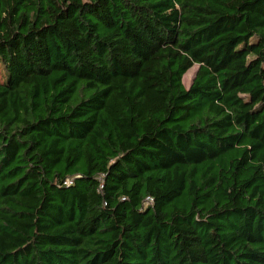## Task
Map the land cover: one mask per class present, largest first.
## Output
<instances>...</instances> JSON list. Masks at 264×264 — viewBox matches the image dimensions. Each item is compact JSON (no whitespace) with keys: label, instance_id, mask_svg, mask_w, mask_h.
Returning <instances> with one entry per match:
<instances>
[{"label":"trees","instance_id":"1","mask_svg":"<svg viewBox=\"0 0 264 264\" xmlns=\"http://www.w3.org/2000/svg\"><path fill=\"white\" fill-rule=\"evenodd\" d=\"M0 264H264V0H0Z\"/></svg>","mask_w":264,"mask_h":264},{"label":"rangeland","instance_id":"2","mask_svg":"<svg viewBox=\"0 0 264 264\" xmlns=\"http://www.w3.org/2000/svg\"><path fill=\"white\" fill-rule=\"evenodd\" d=\"M196 69H197V65H194L193 67H191L187 71V73L184 74V76H183V84H184V86L186 88L189 87V85H190V83L192 81V78L194 76V73H195Z\"/></svg>","mask_w":264,"mask_h":264}]
</instances>
